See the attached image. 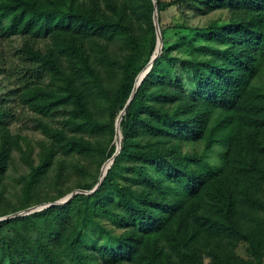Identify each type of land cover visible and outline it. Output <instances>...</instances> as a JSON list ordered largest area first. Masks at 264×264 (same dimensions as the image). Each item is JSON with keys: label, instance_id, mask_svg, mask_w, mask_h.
Masks as SVG:
<instances>
[{"label": "trees", "instance_id": "16d2710c", "mask_svg": "<svg viewBox=\"0 0 264 264\" xmlns=\"http://www.w3.org/2000/svg\"><path fill=\"white\" fill-rule=\"evenodd\" d=\"M155 1L157 15L195 2L228 15L177 23L187 30L176 34L183 56L169 54L158 18L161 52L134 89L155 50L152 0H0V41L18 39L11 59L0 50V75L12 83L0 91V183L15 150L27 167L15 203L0 190V217L80 190L0 220V264H261L264 86L253 80L264 65V0ZM193 32L200 42L187 39ZM114 35L118 54L102 43ZM165 60L189 75L190 92ZM109 65L119 77L106 90ZM10 97L40 138L12 132ZM93 97L104 104L96 113ZM112 156L98 186L99 174L85 180ZM241 242L249 259L236 253Z\"/></svg>", "mask_w": 264, "mask_h": 264}, {"label": "rangeland", "instance_id": "374dc122", "mask_svg": "<svg viewBox=\"0 0 264 264\" xmlns=\"http://www.w3.org/2000/svg\"><path fill=\"white\" fill-rule=\"evenodd\" d=\"M188 8L184 7H170L167 10L163 11L159 15H157V22L158 18L160 21V24L165 28V39H166V46H172L173 49L170 51V55L172 56H183L186 54L187 47L185 45V41L183 39H180L177 34V32L186 33L187 30L179 29L175 27V25L178 23L186 22L187 24L191 26H201L202 24H205L207 21L215 18H226L227 12L225 10H212L207 11L204 8V5L200 2H195L193 4L188 5ZM185 9V11H182ZM183 12H185L183 14ZM158 29L160 32L159 24ZM192 43L200 42V38L196 35L195 32L191 34L189 38H187ZM102 43L108 47L109 52L112 54H118L120 47L123 45L120 39L114 35L110 37L108 41L102 40ZM18 45V39L12 38L8 41H0V50L7 56V59H11L13 48ZM161 47H162V40H161ZM161 52V50H160ZM159 52V53H160ZM155 53V51H154ZM164 67H169L170 72H176L177 75L181 78L184 90L186 92H190V88L192 87V82L188 74L181 72L179 69H175L173 64L169 60H165L162 64ZM119 75L118 67L115 65H109L105 66L101 69V76H102V84L104 86V89L110 90L112 89L116 83ZM253 83L255 86H264V65L260 68L259 74L257 77L253 80ZM8 86H12V83H9V80L3 78L0 75V91H4L8 88ZM8 106L10 107L11 111L14 112V119H12V123L10 124V129L12 132H19L22 135L28 136L31 141H35L36 139L40 138L41 135L38 131L33 129L32 126V117L30 111L26 109V107H22V105L16 100L14 97H10L8 99ZM103 101L99 97H93L91 99V109L96 113L99 112L101 107L103 106ZM117 120V119H116ZM115 120V122H116ZM114 122V125H115ZM106 136V134L104 135ZM113 141L116 145V139L115 134L113 136ZM185 150H195L197 152H200L202 149V142L197 143H187L184 145ZM221 152V148L217 145H215L210 151L207 153V158L210 162H216L219 157V153ZM107 162V161H106ZM105 162V163H106ZM104 163V164H105ZM27 171L26 165L21 161L20 159V153L18 151H14L12 154L11 162L8 165V168L1 180L0 183V190L2 191V197L12 200L13 203L16 202L19 194V188L21 185L20 177L25 174ZM76 172V171H75ZM100 174L96 171L94 168V164L89 168L88 173L86 176H84L86 181H91L94 176H97ZM53 172H49L45 178V183L47 181H50L52 178ZM75 175L71 177L70 183L72 184L75 181ZM83 178V179H84ZM99 178V176H98ZM118 178L120 180L124 179L122 175H119ZM45 189V186H42L40 188V191H43ZM77 192V190H74ZM66 196V195H65ZM65 196L53 201V202H45L42 204H38L35 206H32L29 210L22 211V214L25 213H31L35 211H39L46 206L56 203L57 201L62 200ZM20 212V211H19ZM91 235H94L93 238H98V242H101V236H98L94 233ZM236 253L243 257L244 259H249V255L247 253L246 244L245 243H239L236 247ZM204 264H209V258L204 257ZM261 264H264V256L262 259Z\"/></svg>", "mask_w": 264, "mask_h": 264}, {"label": "water", "instance_id": "95a60500", "mask_svg": "<svg viewBox=\"0 0 264 264\" xmlns=\"http://www.w3.org/2000/svg\"><path fill=\"white\" fill-rule=\"evenodd\" d=\"M152 3H153V14H152V20H153V25H154V28H155V35H156V45H155V53L151 56L146 68L141 71L135 78V82H134V89L136 88V86L140 83V81L142 80V78L144 77V75L147 73V71L149 70V68L151 67V64L153 62V60L156 58V56L159 54L160 50H161V36H160V32H159V29H158V22H157V11H156V1L155 0H152ZM132 95V94H131ZM131 98H129L130 100ZM129 100L127 101L126 105L128 104ZM124 112V108L121 110V112L119 113V116L115 122V139H116V152L113 154H117L118 150H119V147H120V139H121V134H120V128H119V121H120V118H121V115L123 114ZM113 161V156L107 160V162L105 164H103L100 168V174H99V178H98V181L95 185L98 186L102 177L104 176V174L106 173V170L109 168L110 164L112 163ZM107 164V165H106ZM106 165V167L103 169V167ZM77 192H80V190H77ZM76 193V191H72L71 193L67 194L62 200L60 201H57L56 203H52V204H63L65 203L66 201H68L74 194ZM51 205V204H50ZM29 210V209H27ZM19 214H22V211L21 212H15L13 214H9V215H6V216H3V217H0V220H4V219H7V218H10V217H14V216H17Z\"/></svg>", "mask_w": 264, "mask_h": 264}, {"label": "bare ground", "instance_id": "6f19581e", "mask_svg": "<svg viewBox=\"0 0 264 264\" xmlns=\"http://www.w3.org/2000/svg\"><path fill=\"white\" fill-rule=\"evenodd\" d=\"M106 165H107V164H106ZM104 168H105V167H104ZM104 168H103V169H104Z\"/></svg>", "mask_w": 264, "mask_h": 264}]
</instances>
